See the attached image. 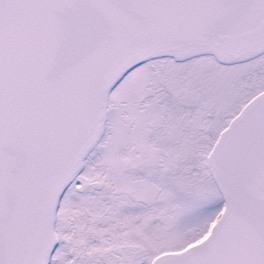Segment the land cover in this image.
I'll return each mask as SVG.
<instances>
[{
  "label": "snow or ice",
  "instance_id": "6c2138e0",
  "mask_svg": "<svg viewBox=\"0 0 264 264\" xmlns=\"http://www.w3.org/2000/svg\"><path fill=\"white\" fill-rule=\"evenodd\" d=\"M0 264H264V0H0Z\"/></svg>",
  "mask_w": 264,
  "mask_h": 264
}]
</instances>
